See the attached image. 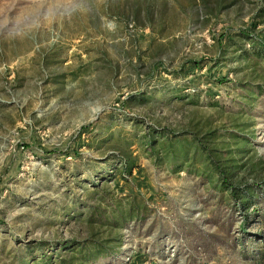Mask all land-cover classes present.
Segmentation results:
<instances>
[{"label": "rangeland", "instance_id": "obj_1", "mask_svg": "<svg viewBox=\"0 0 264 264\" xmlns=\"http://www.w3.org/2000/svg\"><path fill=\"white\" fill-rule=\"evenodd\" d=\"M263 248L264 0H0V264Z\"/></svg>", "mask_w": 264, "mask_h": 264}, {"label": "trees", "instance_id": "obj_2", "mask_svg": "<svg viewBox=\"0 0 264 264\" xmlns=\"http://www.w3.org/2000/svg\"><path fill=\"white\" fill-rule=\"evenodd\" d=\"M134 167L135 165H133L127 160L123 162V168L127 174H130ZM221 173L223 172L221 171ZM231 189L233 191L232 195H234L235 194L234 188H231ZM112 213L113 212L109 213L105 209H102V208L100 211H95V210L89 211V219L93 220L95 218L97 221H103L106 223L107 222L106 219L108 216L110 217L109 220L112 222L111 224H113V227H118L120 226L119 222L121 221L127 222L131 220L135 222L137 220L139 221V219L141 221V218H143V214L141 213V211L139 212L138 209L135 210L134 208L129 209L128 211H126V213L122 211H118V219H116L112 215ZM75 250H78V253H80L82 256L87 257V258L89 257L88 260L90 261H94L95 259H98V258H103L105 254L110 252L109 248L106 245H103L101 243H93L91 246H88L87 248L84 245V243H81L79 247ZM256 260H257L256 264H264V248L258 253ZM59 264H74V263L71 262L70 260V261H67L66 263L59 261ZM78 264H82V263H78Z\"/></svg>", "mask_w": 264, "mask_h": 264}]
</instances>
